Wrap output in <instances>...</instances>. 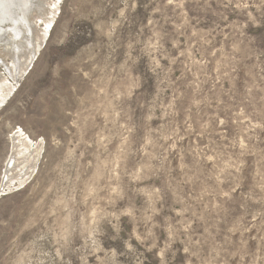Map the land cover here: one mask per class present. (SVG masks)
Masks as SVG:
<instances>
[{
  "label": "rangeland",
  "instance_id": "374dc122",
  "mask_svg": "<svg viewBox=\"0 0 264 264\" xmlns=\"http://www.w3.org/2000/svg\"><path fill=\"white\" fill-rule=\"evenodd\" d=\"M37 2L0 45V183L12 134L40 151L0 264H264V0Z\"/></svg>",
  "mask_w": 264,
  "mask_h": 264
},
{
  "label": "bare ground",
  "instance_id": "6f19581e",
  "mask_svg": "<svg viewBox=\"0 0 264 264\" xmlns=\"http://www.w3.org/2000/svg\"><path fill=\"white\" fill-rule=\"evenodd\" d=\"M42 8H43V4L37 2V0H0V45L2 47L5 46L6 49H12L13 54L14 53H17V54L21 53V51H19V50L20 49L23 50V48H24L23 46H25V43H24V45H22L23 48H20V46H21L20 44L23 43L20 40H19V43H16V44L10 43V39L6 35L3 34V32H5L3 30V26H5L6 24L12 25V27H9V29L7 31L12 33L14 40H18V39H20L21 35L24 34L23 30L21 28L25 27V28L30 29V24L27 20L28 14L32 10L35 9L41 15L43 12ZM9 32H8V34H9ZM5 33H7V32H5ZM26 35L28 36V34H26ZM24 37H26V36L24 35ZM24 37H22V38L24 39ZM16 51H19V53ZM32 55H34V54H32ZM11 141H12L11 155L9 156L10 158H8V160H7V164L5 165V169H4L2 176H1V183H0L1 191L5 190V188L8 184L7 181L9 180L10 176L13 175V173H11V171L13 170V168L17 167L16 162L21 163V164H25V166H24L25 170L23 172H21L22 170H20L21 173L18 174V178H21L28 169L34 168L35 163L37 162L39 155H40V151L36 150V147H34L33 149H30L25 154H23L21 157H17L16 156V150H17L16 148H18L19 146H21L23 144H26V142L23 139H21L19 137V135H17V134H14V135L12 134ZM0 194H2V193H0Z\"/></svg>",
  "mask_w": 264,
  "mask_h": 264
}]
</instances>
